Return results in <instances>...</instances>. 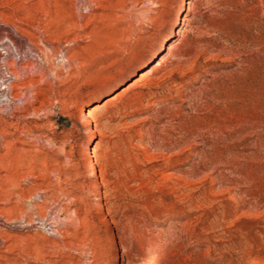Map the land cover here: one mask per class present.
Instances as JSON below:
<instances>
[{
    "label": "rangeland",
    "instance_id": "obj_1",
    "mask_svg": "<svg viewBox=\"0 0 264 264\" xmlns=\"http://www.w3.org/2000/svg\"><path fill=\"white\" fill-rule=\"evenodd\" d=\"M81 1L0 0V264H264V0Z\"/></svg>",
    "mask_w": 264,
    "mask_h": 264
},
{
    "label": "bare ground",
    "instance_id": "obj_2",
    "mask_svg": "<svg viewBox=\"0 0 264 264\" xmlns=\"http://www.w3.org/2000/svg\"><path fill=\"white\" fill-rule=\"evenodd\" d=\"M95 5V0H82L81 3L79 2L77 9L78 11L81 10L87 13L86 10L90 6L92 7ZM1 25L2 24H0V119L3 117H12L15 110L14 102L21 99V96H15V93L12 90L15 89V82L26 75V70H33V72H35L37 69L38 72H42L44 70L47 73H52L51 67L48 66V57L50 56L47 57V54H44L43 51H39L31 48L30 46L24 45L19 40H17L15 37V32L11 30L8 31V29H5V27ZM54 56V63L60 62V64H65L69 60L68 57L65 56V51L63 50L56 51ZM17 68L19 70H17ZM1 143L2 142H0V144ZM35 195H38L39 198L45 200L44 197L41 196V193ZM35 195L33 197H36ZM34 208H37V206ZM46 216L47 214H40L37 208V210L35 209V211H33V214L30 217L25 216L26 218L17 220V224L11 227L16 226V229H21L30 225H37V227H39L41 230L57 236L59 233L54 229V225L56 224L48 221ZM24 219H26V221ZM7 222L8 220L4 221L3 224L7 226Z\"/></svg>",
    "mask_w": 264,
    "mask_h": 264
}]
</instances>
